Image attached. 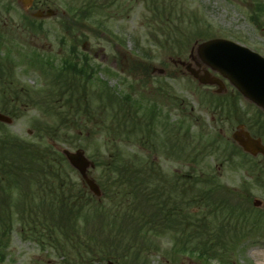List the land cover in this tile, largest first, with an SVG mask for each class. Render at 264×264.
<instances>
[{
  "label": "rangeland",
  "instance_id": "obj_1",
  "mask_svg": "<svg viewBox=\"0 0 264 264\" xmlns=\"http://www.w3.org/2000/svg\"><path fill=\"white\" fill-rule=\"evenodd\" d=\"M42 1L59 11L67 26H61L52 18L44 22L46 32H32L24 29L25 25L15 26L9 16H0V68L4 70L0 73V107L5 105L12 118L10 124H0V139L6 134L40 145L54 144L59 149L80 148L92 161L99 153L106 159L111 153L109 147L115 143L123 157L133 154L145 157L149 146L141 143L140 132L126 138L125 134L114 131L117 109L108 98L116 96L125 101L123 97L127 95L131 98L128 112L136 119L139 117L141 122V127L135 130L143 131L151 118V110L155 114L153 128L157 134L158 152L153 156L164 174L190 172L200 177L210 173L214 176V184L232 191V196L227 197L229 204L235 201L240 205L235 206L233 218L218 212L211 220L208 216L212 226L219 224L220 219L232 225L230 237L226 236L232 248L224 260H202L191 254L172 256V239L167 234L150 236L153 244L143 248L139 259L146 261L145 264H264V158L241 150L247 155L245 157L238 149L235 156L221 157L224 151L228 154L235 151L237 144L231 134L238 124H243L252 137L261 135L259 139L264 145V129H257L256 124L249 126L259 117L258 111L239 98L225 80L223 105L209 103L216 87L198 85L178 63L190 61V51L195 43L211 38L228 39L264 56V32L248 19L247 1L97 0V3H110L81 18L78 26L70 21L79 8L88 6V0ZM160 6L162 15L156 17V8ZM167 28L172 30V35L168 34ZM72 45L75 54L71 58L76 56L81 64V57L86 55L93 68L91 78L85 81L83 77L79 91L72 93L71 98L79 99L82 107H77V113L74 108L68 109L70 102L66 99L71 92L68 90L59 93L61 96L54 103L51 99L52 106L48 110L46 103H42L43 97L47 92L57 90L55 73L61 68L62 59L70 57ZM191 55L196 57L195 50ZM142 66L148 69H140ZM133 67L137 68L134 70ZM76 79H79L78 75ZM86 105L89 111L84 109ZM58 113L66 117L67 126L56 130L53 139L46 133L40 137L37 132L41 124L52 128L57 123ZM255 115L257 118L254 119ZM174 129L178 130L175 135L183 142V148L178 153L162 152L172 145L165 142L164 133ZM121 135L123 142L103 145ZM175 140L176 137L172 142ZM210 142L215 148L206 153L204 147ZM241 160L244 161L241 163ZM64 167L69 180L79 184L78 173ZM97 174L96 169L89 170L90 177L96 178ZM7 195L11 227L0 242L4 243L0 264H65L67 260L82 264L91 256L85 254L84 249H81L80 257L68 248L56 252L48 244L50 235L45 232L46 226L34 227L18 220L17 206L23 197L19 188H13ZM32 199L35 198L27 197V201L34 203ZM255 201L260 205H254ZM204 210L207 209L202 204L198 213L204 214ZM205 214L211 213L206 211ZM89 220L88 224L83 220L76 221V227H80L78 233L83 236L84 233L96 234L100 242L105 241L111 227L106 225L108 228L100 231L105 235H100V232L94 233L100 220L93 217ZM132 257L135 256L131 250L127 254L128 263Z\"/></svg>",
  "mask_w": 264,
  "mask_h": 264
},
{
  "label": "trees",
  "instance_id": "obj_2",
  "mask_svg": "<svg viewBox=\"0 0 264 264\" xmlns=\"http://www.w3.org/2000/svg\"><path fill=\"white\" fill-rule=\"evenodd\" d=\"M246 1L248 19L258 30L264 32V0ZM86 67L85 64L81 63L78 66L77 63L64 59L61 68L55 73L54 84L59 86L54 92L58 94L62 88L69 89L71 83L77 82V74L88 78L92 70H87ZM71 72L76 75H72ZM126 97H123L125 101L122 103L116 97L110 100L119 110H122L115 120L114 131L125 134L127 138L134 133L137 135L135 129L139 121L134 116L128 119L125 113H122L128 105ZM47 107L48 109L51 107L50 103ZM1 109L9 111L6 107ZM57 120L58 123L52 128L41 124L42 127H39L37 134L41 137L46 133L53 139L54 132L60 129L61 125L67 126V119L61 113H58ZM2 137L0 139V193L7 195L13 188H19L20 194H33L37 197L32 199L34 203L41 204V208L32 206L27 208L26 214L21 213L18 216L22 224L34 227L46 226L45 232L50 236L53 234L67 236L72 232L68 228H74L77 220H83L87 224L91 216L96 217L85 214V211L109 210L112 211L111 214L99 218L108 221L101 225L111 227L108 241L115 244L111 247L113 250L142 251L143 248L146 249L153 244L150 236L167 234L172 239V256L181 253L191 254L202 260L213 258L224 260L229 256L232 246L229 245L226 235L232 225L220 219L219 224L212 226L210 221L208 222V216L211 220L218 212L220 215H232L233 218L234 207L227 200L225 194L228 193L217 190V185L207 182L213 177L209 173L200 177L192 174L190 185L184 182L175 183L168 180L160 171L158 173L152 158H149L151 164L146 173H142L137 165L138 156L133 154L123 157V152L121 153L115 143L109 147L111 153L108 157L106 156V159L101 153L95 159L98 170L96 181L104 196L101 201H97L86 196L88 193L81 184L76 185L68 180L64 167L65 158L51 144L40 145L6 134ZM116 137L110 139V142H104L103 145L109 146L112 141L123 142V135ZM138 137L141 141L144 140L141 135ZM145 140L147 144L148 136ZM148 148L154 152L152 141ZM31 182H33L31 190L28 192ZM202 204L211 214L197 212ZM46 209L47 215H45ZM10 227L11 216L8 209L1 207L0 242ZM62 227L65 229L59 230ZM227 227V231H224ZM64 240L73 241L67 237ZM83 240L91 241L89 238L75 239L76 245L71 248H86L83 246ZM57 241L53 238L49 239V242ZM119 243H124L125 246H118Z\"/></svg>",
  "mask_w": 264,
  "mask_h": 264
},
{
  "label": "water",
  "instance_id": "obj_3",
  "mask_svg": "<svg viewBox=\"0 0 264 264\" xmlns=\"http://www.w3.org/2000/svg\"><path fill=\"white\" fill-rule=\"evenodd\" d=\"M197 56L201 62L212 71L226 78L247 100L253 102L264 111V58L249 49L239 46L233 42L222 39H211L196 47ZM184 65V63H182ZM186 70L201 84H215L223 89L222 81L211 76L206 69L200 74V70L186 64ZM0 122L11 123V118L0 113ZM241 131L235 132L232 137L239 142L244 150L255 154L264 150L257 141L244 140ZM69 164L82 176L89 191L96 197L101 192L97 184L86 175V170L93 167L81 149L69 151L60 150Z\"/></svg>",
  "mask_w": 264,
  "mask_h": 264
},
{
  "label": "flooded vegetation",
  "instance_id": "obj_4",
  "mask_svg": "<svg viewBox=\"0 0 264 264\" xmlns=\"http://www.w3.org/2000/svg\"><path fill=\"white\" fill-rule=\"evenodd\" d=\"M89 10L103 7L108 5V1L97 3V0H88ZM131 1V0H129ZM139 1V0H137ZM51 10V12H49ZM63 12V11H62ZM60 12L51 9L46 2L42 0H0V16H9L11 22L17 25H25V28L33 30L35 27L37 32H46L44 22L49 19L55 18L59 21V24L63 26L65 23L64 19L60 18ZM77 14V13H76ZM62 15V14H61ZM5 18V19H8ZM72 25L78 26L80 21L76 16L70 21ZM69 24V23H67ZM144 70V69H143ZM255 136V135H253ZM260 155V154H259ZM262 157V155H261ZM135 261V260H134ZM84 264H136L128 263L126 259H108V258H92L87 259Z\"/></svg>",
  "mask_w": 264,
  "mask_h": 264
},
{
  "label": "bare ground",
  "instance_id": "obj_5",
  "mask_svg": "<svg viewBox=\"0 0 264 264\" xmlns=\"http://www.w3.org/2000/svg\"><path fill=\"white\" fill-rule=\"evenodd\" d=\"M262 254L264 255V252H262Z\"/></svg>",
  "mask_w": 264,
  "mask_h": 264
}]
</instances>
